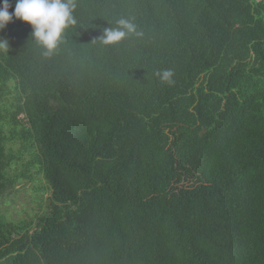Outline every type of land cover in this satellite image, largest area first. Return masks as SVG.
<instances>
[{"label":"trees","instance_id":"16d2710c","mask_svg":"<svg viewBox=\"0 0 264 264\" xmlns=\"http://www.w3.org/2000/svg\"><path fill=\"white\" fill-rule=\"evenodd\" d=\"M75 2L0 31V264H264V0Z\"/></svg>","mask_w":264,"mask_h":264},{"label":"clouds","instance_id":"9594fccd","mask_svg":"<svg viewBox=\"0 0 264 264\" xmlns=\"http://www.w3.org/2000/svg\"><path fill=\"white\" fill-rule=\"evenodd\" d=\"M0 0V31L14 18L31 25V37L45 50V54L53 52L63 41L65 30L77 21L74 17L76 9L75 0ZM118 27L107 28L100 38L102 43L116 44L125 39L129 34L135 33L136 25L128 19L117 21ZM9 50L7 39L0 38V52ZM163 82L173 83L174 72L171 69L157 73Z\"/></svg>","mask_w":264,"mask_h":264},{"label":"rangeland","instance_id":"374dc122","mask_svg":"<svg viewBox=\"0 0 264 264\" xmlns=\"http://www.w3.org/2000/svg\"><path fill=\"white\" fill-rule=\"evenodd\" d=\"M18 188H19V187H18ZM24 188H25V187H23V189L21 188V190L23 191V195H21L20 193L16 195L17 198H18V199H17V202L19 201V204L16 205L15 208L11 209V212H12L13 215L18 214V213L20 212V210H22L23 208L26 207V203H25L24 198L27 196V192H26V190L24 191ZM18 191H19V190H18ZM25 193H26V194H25Z\"/></svg>","mask_w":264,"mask_h":264}]
</instances>
